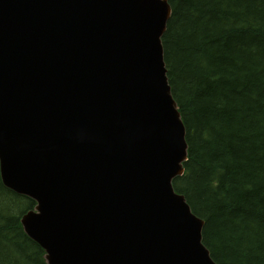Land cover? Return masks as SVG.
<instances>
[{
    "label": "water",
    "instance_id": "95a60500",
    "mask_svg": "<svg viewBox=\"0 0 264 264\" xmlns=\"http://www.w3.org/2000/svg\"><path fill=\"white\" fill-rule=\"evenodd\" d=\"M166 0H0V178L47 264H215L172 182Z\"/></svg>",
    "mask_w": 264,
    "mask_h": 264
},
{
    "label": "trees",
    "instance_id": "16d2710c",
    "mask_svg": "<svg viewBox=\"0 0 264 264\" xmlns=\"http://www.w3.org/2000/svg\"><path fill=\"white\" fill-rule=\"evenodd\" d=\"M161 43L185 128L174 190L215 264H264V0H167ZM35 202L0 179V264H46L20 219Z\"/></svg>",
    "mask_w": 264,
    "mask_h": 264
},
{
    "label": "bare ground",
    "instance_id": "6f19581e",
    "mask_svg": "<svg viewBox=\"0 0 264 264\" xmlns=\"http://www.w3.org/2000/svg\"><path fill=\"white\" fill-rule=\"evenodd\" d=\"M172 95V94H171ZM173 97V96H172Z\"/></svg>",
    "mask_w": 264,
    "mask_h": 264
}]
</instances>
